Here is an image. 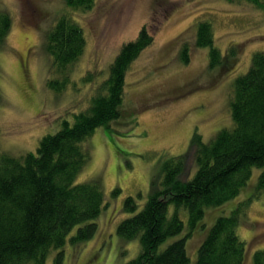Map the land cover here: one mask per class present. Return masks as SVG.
Segmentation results:
<instances>
[{
    "label": "rangeland",
    "instance_id": "1",
    "mask_svg": "<svg viewBox=\"0 0 264 264\" xmlns=\"http://www.w3.org/2000/svg\"><path fill=\"white\" fill-rule=\"evenodd\" d=\"M0 9L11 17L0 47V149L14 156L35 152L41 136L61 127L58 118L84 108L122 43L136 38L142 26L153 34L125 74L124 109L136 113V122H113L112 130L98 127L83 143L89 157L76 181L98 179L102 185L97 229L91 238L67 241L62 248L61 264H124L138 254L139 241L116 232L119 221L131 214L122 209L123 199L133 196L140 209L151 182L162 178L163 162L185 152L194 132L207 142L231 124L233 79L247 70L254 51L264 50V12L229 0H95L87 11L71 10L64 0H0ZM64 13L82 27L85 46L70 70L74 84L58 93L47 86L51 58L43 40ZM201 19L212 22L222 53L233 50L229 65L209 67L207 47L195 45ZM185 42L187 63L178 57ZM87 72L92 79L83 82ZM258 173L253 167L239 193L207 208L203 218L207 229L218 215L251 197L237 229L246 248L244 264H252L255 249L264 247V194L255 196ZM204 235L196 230L186 237L189 264ZM53 253L45 264H52Z\"/></svg>",
    "mask_w": 264,
    "mask_h": 264
},
{
    "label": "trees",
    "instance_id": "2",
    "mask_svg": "<svg viewBox=\"0 0 264 264\" xmlns=\"http://www.w3.org/2000/svg\"><path fill=\"white\" fill-rule=\"evenodd\" d=\"M229 1H245L264 12V0ZM64 2L71 10L87 11L95 0ZM10 24L9 13L0 9V47ZM152 39L142 26L136 38L122 43L84 108L58 118L61 127L41 136L35 152L14 156L0 149V264H45L52 251V264H61L67 241L76 244L93 236L104 192L98 179L76 181L89 157L83 143L98 127L112 130L113 122H136V113L124 109L125 74ZM43 41L51 58L47 86L61 93L74 84L70 70L84 50L83 29L64 13ZM215 44L212 22L199 20L195 45L207 47L208 66L220 69L233 50L225 54ZM178 57L188 62V43ZM80 79L91 81L92 74ZM229 109L228 127L207 142L194 132L185 152L163 162L162 178L151 182L140 209L133 196L123 199L122 209L131 214L119 221L116 232L139 241L138 254L124 264H189L186 237L196 230L205 235L191 264H244L246 248L237 229L251 197L218 215L207 229L203 218L207 208L239 193L253 167L259 168L255 196L264 194V50L254 51L247 70L234 77ZM168 238L173 239L162 246ZM252 264H264V247L255 249Z\"/></svg>",
    "mask_w": 264,
    "mask_h": 264
}]
</instances>
